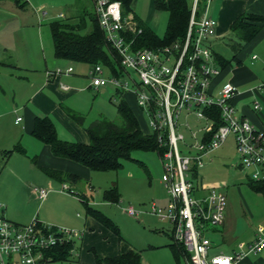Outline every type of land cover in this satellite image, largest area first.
<instances>
[{
	"label": "crops",
	"instance_id": "obj_1",
	"mask_svg": "<svg viewBox=\"0 0 264 264\" xmlns=\"http://www.w3.org/2000/svg\"><path fill=\"white\" fill-rule=\"evenodd\" d=\"M187 2L191 4L192 0H187ZM162 11L155 8L153 0H131L130 12L126 15V18L132 20L136 25L143 24L155 32L158 24L162 22L163 15L160 14ZM82 12L87 13L85 10L79 9L69 16L68 19L62 13L59 16L60 18H65L62 20L69 23H77L78 21L76 20L79 19ZM93 12L94 7L91 13ZM207 14L217 22L216 33L209 39V45L212 52L213 65L220 72L213 79L211 93L217 96L218 91L224 85L232 84L235 87L232 99L235 114L247 119L256 129L264 132V24L260 25V29L254 38L241 48H238L237 51L232 50L230 47V43L236 42V37L230 29L231 23L242 14L264 16V0H210ZM25 34L31 38L32 42L24 39L22 35L19 40L17 38L18 41L15 44L0 43V69H4L0 73H3L2 76H4L7 87H9L7 91L2 88L3 98L0 100V172L4 167L7 168L19 179V183L28 198L33 201L37 200L39 203H35L32 209L27 212L8 213L6 218L17 224H25L35 218L44 224L81 232L80 239L74 241L72 255L66 261H61L64 264H96V258L111 257L128 250H136L135 247L123 240L118 227V233H115L87 213L86 205L106 215L99 207H95L92 204L88 194H86L87 192H83L81 195L69 192L72 189L67 183L79 187L80 180H90L92 178L91 171L96 170H91L70 159L52 155L48 145L31 134L34 118L36 116H46L54 123L59 139L83 144L89 142L85 125L91 121L89 123L84 121L83 124H79L67 115L65 108L80 115L83 114V102L89 95L87 90H94L90 86L89 77V72L93 65L55 57L52 38L42 33L41 28L36 31H28ZM6 55L8 59H6ZM9 57H12V60ZM11 68L20 70L24 74L11 72L8 70ZM68 68H71L70 72H66ZM63 87H66V89ZM104 90L109 92L110 97H114L115 88L113 86H107ZM121 93L122 98L136 115L141 130L147 132L143 121L146 116L140 113L136 105L135 94L131 89L124 90ZM113 97L112 99L114 100ZM12 115H14V121H11ZM19 116L21 119L17 122L16 118ZM8 117L9 120H7ZM194 117L197 125L190 128L197 130L205 124V121L195 115ZM229 143L228 149L232 148L235 152L233 136L230 138ZM226 145L225 141L220 148H224ZM15 147L19 148L20 151L15 150L6 155L7 150ZM207 160L195 169V175H193V183L198 190V194H204L211 189L220 191L218 190L219 188L226 187L225 182L205 181L203 176L199 175V170L206 169L212 165L213 160L210 162ZM233 166L241 169L237 161ZM43 168L51 169L59 172V174L51 176ZM246 177L249 179L248 174ZM52 181L59 182L61 189L58 191L54 190ZM30 183L40 186L47 185L48 192L46 197L40 199L34 188H29L28 184ZM158 183L162 184L163 188L158 193L159 202H157V206L165 207L169 196L162 180L158 181ZM63 185L68 190H62ZM105 191L103 192V200L107 203H115L105 198ZM77 200L84 207L85 215L83 218H79L78 214V216H75L69 206L70 204L78 205ZM56 201H64L68 204V207L64 206L59 211L50 214L49 209L54 208ZM100 204L102 205V203ZM0 215H4L2 207H0ZM106 216L109 217L108 215ZM138 216L139 214L135 217L137 223L141 221ZM226 217L227 213L224 211L222 224L210 227L205 231L204 234L210 241L208 250L216 249L215 247L213 248L214 240L211 234L222 235L224 233ZM255 237L246 242L240 241L230 249L224 247L222 249L223 252L219 254L233 255L240 250V244L245 247ZM170 238L171 241L165 243L167 247L173 242L172 230ZM213 251L216 252V250ZM138 252L140 253L142 264H150L143 258L141 251ZM256 253H249L243 256L236 264H264V259L261 257L253 261L248 258L250 254ZM182 257L185 262V257L183 255Z\"/></svg>",
	"mask_w": 264,
	"mask_h": 264
},
{
	"label": "built area",
	"instance_id": "obj_2",
	"mask_svg": "<svg viewBox=\"0 0 264 264\" xmlns=\"http://www.w3.org/2000/svg\"><path fill=\"white\" fill-rule=\"evenodd\" d=\"M92 2L106 41L119 56L121 72L117 76H104L103 67L95 64L89 72L90 86L94 90L107 86L122 91L131 89L136 96V105L147 117L149 131L155 133L161 149L158 152L163 171L161 179L169 199L165 207L152 204L150 212L158 219L170 222L173 240L187 252L186 264H236L243 256L259 252L264 248L263 228L257 230L255 239L245 247L240 244V250L233 255L217 254L210 258L207 255L210 241L204 233L208 228L222 224L226 197L214 189L197 193L193 175L194 170L204 163L203 157L207 158L232 135L240 168L248 170L252 179L264 178V132L235 114L232 103L235 87L232 84L224 85L217 96L211 93L213 79L219 70L213 65L209 45L217 25L216 20L207 14L210 0H192L184 39L155 48L136 49L131 47V41L126 40L124 32H140L141 29H136L132 20L122 16L120 1ZM127 69L132 70L137 78L132 77ZM70 71L71 68L66 70ZM213 108L219 109L222 120L215 129L213 120L205 113ZM181 112L205 121L197 130L184 123L189 131V141H185L184 135L178 131L177 120ZM20 119L19 116L16 121ZM208 133L211 136L206 138ZM179 143L188 153L181 152ZM63 189L67 187L63 185ZM34 191L43 199L48 189L34 187ZM69 192L73 193L72 190ZM124 211L133 217L139 214L131 206ZM80 237L79 231L44 224L35 218L23 225L0 215V264L55 262L48 251L65 242L74 243ZM72 253L73 248L70 255Z\"/></svg>",
	"mask_w": 264,
	"mask_h": 264
},
{
	"label": "rangeland",
	"instance_id": "obj_3",
	"mask_svg": "<svg viewBox=\"0 0 264 264\" xmlns=\"http://www.w3.org/2000/svg\"><path fill=\"white\" fill-rule=\"evenodd\" d=\"M93 7L92 0H27L25 9H19L10 0L0 1V43L15 44L22 35L24 39L32 42L31 38L25 33L36 31L38 28H41L42 33H45L46 36L49 35L50 38L49 23L54 20L65 19L60 18L59 15L61 13L67 16L66 19H68L69 16L79 9L90 13ZM160 14L163 15L162 22L158 24L155 32L159 37H163L166 29L167 13L162 11ZM88 27L89 23L82 31L85 32ZM6 59H8L7 55ZM9 59L12 60V57H9ZM8 70L24 74L20 70L12 68ZM127 70L132 77L137 78L132 70ZM3 71L4 69H0V72ZM103 74L108 76L111 75V72L108 68L103 67ZM2 75L3 73H0V100L3 98L2 88L6 91L9 88ZM129 88H132L131 83H129ZM104 89L101 88L99 91L87 90L89 95L87 99H84L82 106V115L85 123L101 117L117 123L120 122L115 105L118 98L115 96L114 100L111 99L109 92ZM194 119V115H188L187 117L184 112L179 115L177 120L178 131L184 135L185 141H189L190 135L183 125L187 122L190 127H195L197 123L195 124ZM7 120H9V117ZM11 121H14V115H12ZM143 121L145 131L148 132L147 118L144 117ZM231 137V135L227 137V145L224 148L219 147L220 149L218 148L208 154V160L203 157L204 162L213 160V163L206 169L199 170V175L203 176L205 181L226 183V187L218 189L226 197L225 213H227V221L225 231L222 235L211 234L214 240L213 248H216L213 250H216V252L211 249L208 250V258L223 252L222 249L224 247L230 249L240 241L246 242L253 239L257 235L259 228L264 229L263 198L260 194L249 189V179L246 175L248 174V177H250V172L233 166L238 159L233 149H228L227 147ZM179 147L182 153H188L181 143H179ZM130 156V159L123 160L122 167L116 171H91L92 178L88 181L81 179L79 187L67 184L71 186L74 193L81 195V193L87 192L86 194H88L92 204L95 207H99L119 228L123 240L135 247L136 250L141 251L143 258L150 264H185L182 256L176 259L165 245V243L171 241L172 226L170 223L168 221H160L157 216L150 212L152 203L158 205V193L163 188V185L158 183V181L162 180L163 173L158 153L156 151L134 150ZM114 184L119 194V201L107 203L103 200V192ZM28 185L29 188L47 187V185L40 186L35 183ZM21 186L19 179L4 167L0 172V207L3 208L5 215L3 216L5 218L8 213L27 212L32 209L35 203H39L37 200H30ZM52 188L58 191L61 189V184L57 181H52ZM77 202L78 205L70 204L69 206L75 216L79 215V218H83L85 215L84 207L80 201L77 200ZM64 206L67 208L68 204L64 201H56L54 208L49 209V213H55L60 208H64ZM128 206L135 208L139 212L138 218L141 219L139 223H137L135 217L125 213L124 210ZM260 257L264 259V249L256 254H250L248 258L253 261ZM49 264L64 263L55 261Z\"/></svg>",
	"mask_w": 264,
	"mask_h": 264
},
{
	"label": "trees",
	"instance_id": "obj_4",
	"mask_svg": "<svg viewBox=\"0 0 264 264\" xmlns=\"http://www.w3.org/2000/svg\"><path fill=\"white\" fill-rule=\"evenodd\" d=\"M10 1L19 9H25L27 6V0ZM119 1L122 16L126 18V15L130 12L131 0ZM153 2L156 9L166 11L168 14L164 36L159 37L149 27L138 24L136 29L140 28V32L130 30L124 32L126 40L131 41L133 49L159 47L175 40H182L186 35L191 4L187 0H153ZM86 18L89 27L83 32L82 30L87 27ZM261 24H264V16L253 14L238 16L230 25V29L236 37V42L230 43L232 50L237 51L238 48L254 38ZM49 29L55 57L85 62L91 65L100 64L116 76L121 72L119 56L106 41L94 12H82L77 23H69L62 19L51 21ZM121 92L120 89H115L114 92V97L118 98L115 105L120 122L117 123L104 117L91 121L85 125L89 137L87 144L59 139L54 123L46 116H36L34 118L31 134L48 145L52 155L70 159L96 171H116L120 169L123 160L130 159V154L134 150L156 151L158 153L161 149L157 145L155 133L141 130L136 115L122 98ZM112 97L110 98L112 99ZM65 112L79 124L84 123V116L66 108ZM205 113L213 120V129L222 123L218 108L205 110ZM210 136L211 133H208L205 137L209 138ZM15 150L20 151L19 148L15 147L7 150L6 155ZM43 169L51 176L59 174V172L48 168ZM248 187L252 191L260 193L264 200V178L255 180L249 177ZM105 198L113 202L119 201L115 185L105 191ZM86 210L88 214L104 226L118 233L117 226L109 217L88 205H86ZM73 246L72 241L65 242L55 246L47 254L52 257L53 261H65L69 258ZM168 247L175 258H178L179 255L187 256L183 246L174 240ZM96 264H142V262L138 251L128 250L111 257L96 258Z\"/></svg>",
	"mask_w": 264,
	"mask_h": 264
}]
</instances>
